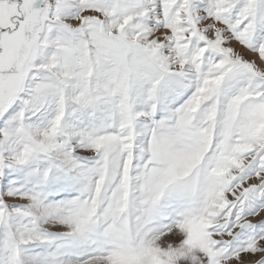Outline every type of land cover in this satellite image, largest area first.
Wrapping results in <instances>:
<instances>
[{
  "label": "snow or ice",
  "instance_id": "snow-or-ice-1",
  "mask_svg": "<svg viewBox=\"0 0 264 264\" xmlns=\"http://www.w3.org/2000/svg\"><path fill=\"white\" fill-rule=\"evenodd\" d=\"M0 264H264V0H0Z\"/></svg>",
  "mask_w": 264,
  "mask_h": 264
}]
</instances>
